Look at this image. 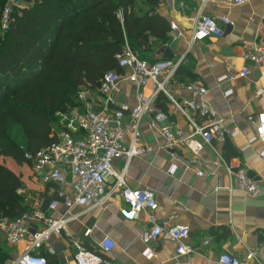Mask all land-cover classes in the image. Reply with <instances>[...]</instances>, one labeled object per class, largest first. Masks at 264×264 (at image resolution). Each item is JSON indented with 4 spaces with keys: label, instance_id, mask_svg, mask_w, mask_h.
Listing matches in <instances>:
<instances>
[{
    "label": "crops",
    "instance_id": "obj_1",
    "mask_svg": "<svg viewBox=\"0 0 264 264\" xmlns=\"http://www.w3.org/2000/svg\"><path fill=\"white\" fill-rule=\"evenodd\" d=\"M193 1V4L197 3L196 8L183 3L178 6L176 0L162 1L160 12L171 20L170 38L166 44L154 42L152 51L145 54V60H161L171 54L169 59L173 62L189 66L192 81L209 89L205 99L229 130L228 139L224 144L209 145L195 135V143L200 144L197 154L184 143L169 147L159 127L172 122L175 134L190 136L194 128L189 120L182 114H173L155 125L151 115H144L137 144L146 147V151L130 162L126 157L117 158L114 168L119 173L124 172L129 187L149 188L156 192L159 204L156 217L164 227L174 223L189 227V241L195 247L191 257L193 264H222L219 258L224 253L244 259L251 249L258 250L259 259L264 262V139L258 135V116L264 114V96H255L256 89L264 85L261 78L264 61L257 64L244 57L248 49L264 39V0H249L232 7L222 2H209L205 13L217 20L227 15L231 24L221 36L192 43L194 21L201 5V0ZM21 5L27 7L31 3L22 0ZM219 24L223 26L221 22ZM242 69H248L249 74L234 81L218 83L219 77ZM121 74L127 75L128 71L123 69ZM165 87L179 99L193 98L186 85L175 77L165 82ZM141 91L146 97L151 96L154 91L152 81H148ZM87 93V100H81L82 105L73 108L71 115L101 111L106 107L99 89L87 90ZM115 100V106H135L138 102L137 87L123 80L115 93ZM156 104L169 112V100L164 93L157 97ZM194 119L198 123L204 122L197 114ZM125 121L130 122L129 114ZM131 138V132H127L126 144ZM229 164L235 170L245 168L261 187V193L252 196L241 189L235 177L226 170ZM13 170L22 175L23 190L31 211L42 210L43 202L56 193V184L43 183L35 175L32 164ZM200 171L204 174L199 175ZM112 184L111 177L108 191ZM64 190L70 192L72 187L67 184ZM125 207L126 202L119 191H115L104 206L85 208L76 205L68 210L61 203L55 210L47 209L45 212L50 217L74 216L68 223L71 235L91 250L96 251L105 236L111 237L116 243L109 254L113 264H173L175 243L163 234L146 244L143 234L152 227L146 213L138 220L126 219L121 213ZM173 212L177 217L167 224ZM43 226L42 222H35L32 230ZM87 230H91L89 234H86ZM30 244L29 236L10 244L6 231L0 228V263H9L27 251ZM147 248L154 251L152 257L145 254ZM46 252L49 253L48 264H76L75 249L66 235L53 233L49 241L33 253Z\"/></svg>",
    "mask_w": 264,
    "mask_h": 264
},
{
    "label": "built area",
    "instance_id": "obj_2",
    "mask_svg": "<svg viewBox=\"0 0 264 264\" xmlns=\"http://www.w3.org/2000/svg\"><path fill=\"white\" fill-rule=\"evenodd\" d=\"M249 0H202L195 17L192 43L205 40L211 36H221L225 28L229 27L231 20L227 15L220 16L218 20L205 13L209 2H222L227 6H238ZM22 0H7L3 10L2 27L6 28L11 13L15 7L22 6ZM223 26H221L219 24ZM172 27H175L172 24ZM244 57L257 64L264 61V39L252 49H248ZM119 66L128 71L127 75L116 71L105 73L99 87L104 96L106 107L101 111H87L75 115L62 114L60 127L57 131L58 140L51 145L39 150L36 155L26 154L32 163L35 175L45 184L54 183L59 186L58 197L51 200L48 210H55L59 204L69 210L73 206L91 208L104 206L113 192L119 191L126 202V207L121 210L126 219L138 220L146 213L147 221L152 227L143 234V241L148 244L157 240L161 235H166L175 243V256L173 264H193L192 255L195 247L190 243V229L187 225L174 223L164 227L157 221L156 211L159 207L156 192L149 188L133 189L126 183L124 172L119 173L114 168V161L120 157L130 160L146 151V147L137 144L140 135V121L144 115H151L155 125L169 118V115L182 114L194 128L190 136L177 135L173 131V123L159 127V132L166 139L169 147L176 143L186 144L192 152L198 153L199 143H195L193 136L198 135L209 145L214 143L224 144L229 136V130L224 126L216 110L211 107L205 97L209 89L202 84L192 83L186 88L192 93L193 98H177L165 87V82L172 80L180 63L171 59H162L151 63L140 57L128 42H125L122 53L118 56ZM249 74L248 69L238 70L218 78V83L234 81ZM264 83V70L261 72ZM123 80L133 83L138 89V102L135 106L116 105L115 93L119 90ZM152 81L154 91L146 97L141 89ZM160 93H164L169 100V112L161 110L156 104ZM256 97L264 96V85L255 91ZM88 93L81 89L79 99L86 101ZM114 106V107H112ZM129 114L130 122L126 123ZM204 119L198 123L194 115ZM258 135L264 139V114L258 116ZM131 132L132 138L126 144V133ZM174 168L171 169L173 172ZM226 170L233 175L241 189L246 193L256 196L261 193V187L249 175L245 168L235 170L233 165H227ZM204 172L200 171L199 175ZM113 178L111 189L107 190L109 178ZM70 185L72 191L64 190L65 185ZM19 193H24L19 189ZM28 201V198L26 197ZM177 213L169 215V220H174ZM74 216L64 214L60 217H50L45 211L33 209L17 219H3L0 228L6 231V238L10 244L30 237L31 244L27 251L18 255L6 264H48V260L41 254L33 253L41 249L49 241L53 233L66 235L72 241L75 249L76 264H113L109 254L116 243L105 236L99 243L98 249L91 250L85 244L73 237L68 228V223ZM42 222L44 226L39 230H32V224ZM91 230H87L89 234ZM145 254L152 257L154 251L147 248ZM222 264H249L256 262L264 264L259 259V252L251 249L244 259L229 253L220 256ZM2 264V263H0Z\"/></svg>",
    "mask_w": 264,
    "mask_h": 264
},
{
    "label": "trees",
    "instance_id": "obj_3",
    "mask_svg": "<svg viewBox=\"0 0 264 264\" xmlns=\"http://www.w3.org/2000/svg\"><path fill=\"white\" fill-rule=\"evenodd\" d=\"M27 1L3 28L7 0H0V157L18 166L31 165L26 154L58 140L60 117L82 105L81 89L97 91L105 73L123 72L118 56L125 42L146 59L153 43L166 44L171 32V20L160 12L163 0ZM174 77L194 83L186 65ZM54 186L50 201L58 197ZM24 188L22 175L0 162V221L31 212L19 193Z\"/></svg>",
    "mask_w": 264,
    "mask_h": 264
},
{
    "label": "rangeland",
    "instance_id": "obj_4",
    "mask_svg": "<svg viewBox=\"0 0 264 264\" xmlns=\"http://www.w3.org/2000/svg\"><path fill=\"white\" fill-rule=\"evenodd\" d=\"M176 2H177V5L179 6L180 4H182L183 3V5L185 6V4H187V5H189L190 7H191V4L192 3H194V1L193 0H191V1H186V0H176ZM201 2H202V0H201ZM191 3V4H190ZM0 162H5L9 167H11V168H13V169H17L19 166L13 161V160H11V159H7V158H5V160L2 158V157H0Z\"/></svg>",
    "mask_w": 264,
    "mask_h": 264
},
{
    "label": "water",
    "instance_id": "obj_5",
    "mask_svg": "<svg viewBox=\"0 0 264 264\" xmlns=\"http://www.w3.org/2000/svg\"><path fill=\"white\" fill-rule=\"evenodd\" d=\"M169 58H172V55L171 54L165 56V59H169ZM50 202L51 201L49 199H46L43 202V204H42V210L43 211H46L48 209ZM56 249H57V247H56Z\"/></svg>",
    "mask_w": 264,
    "mask_h": 264
}]
</instances>
